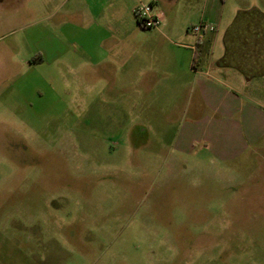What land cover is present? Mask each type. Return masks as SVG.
<instances>
[{"label": "rangeland", "instance_id": "rangeland-1", "mask_svg": "<svg viewBox=\"0 0 264 264\" xmlns=\"http://www.w3.org/2000/svg\"><path fill=\"white\" fill-rule=\"evenodd\" d=\"M188 3L172 23L193 39ZM60 5L0 0V264H264V153L174 151L172 99L54 61ZM218 5L219 43L238 10L264 14V0Z\"/></svg>", "mask_w": 264, "mask_h": 264}, {"label": "crops", "instance_id": "crops-1", "mask_svg": "<svg viewBox=\"0 0 264 264\" xmlns=\"http://www.w3.org/2000/svg\"><path fill=\"white\" fill-rule=\"evenodd\" d=\"M140 1L161 19L150 36L133 13ZM178 1L61 0L60 39L47 40L51 57L91 75L95 88L172 99L182 110L172 139L179 154H208L224 164L258 157L264 153V14L238 10L219 43L222 5L188 0V33L198 23L215 25V32L191 39L172 23Z\"/></svg>", "mask_w": 264, "mask_h": 264}, {"label": "built area", "instance_id": "built-area-1", "mask_svg": "<svg viewBox=\"0 0 264 264\" xmlns=\"http://www.w3.org/2000/svg\"><path fill=\"white\" fill-rule=\"evenodd\" d=\"M133 13L145 30H156L161 25V19L150 3L140 1L133 9ZM189 32L199 38L205 34L215 32V27L207 23H199L191 26Z\"/></svg>", "mask_w": 264, "mask_h": 264}, {"label": "trees", "instance_id": "trees-1", "mask_svg": "<svg viewBox=\"0 0 264 264\" xmlns=\"http://www.w3.org/2000/svg\"><path fill=\"white\" fill-rule=\"evenodd\" d=\"M138 24H139V26L141 27V28H143V26L141 25V23L138 21ZM144 29V28H143ZM199 58V55L197 54H195V56H194V62H195V60L196 59H198Z\"/></svg>", "mask_w": 264, "mask_h": 264}]
</instances>
